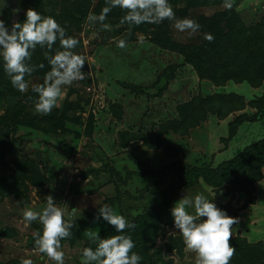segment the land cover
<instances>
[{"label":"rangeland","instance_id":"1","mask_svg":"<svg viewBox=\"0 0 264 264\" xmlns=\"http://www.w3.org/2000/svg\"><path fill=\"white\" fill-rule=\"evenodd\" d=\"M232 2L227 9L224 0H169L177 19L200 25L196 32H180L169 20L119 26L125 14L120 8L108 13L105 23L111 30H103L87 16L99 14L106 0H1L0 19L9 26L23 21L29 8L54 17L66 35L79 40L74 51L86 57L88 67L85 79L65 86L58 106L40 115L31 89L50 70L47 50L37 46L33 52L30 63L44 67L25 77L29 88L23 93L0 63V264H20L22 258L54 264L34 243L33 233L42 225H26L22 215L25 208L42 209L48 195L73 224L71 235L61 241L65 264H81L82 249L96 246L91 236L112 227L96 219L100 205L132 221L160 205L175 178L191 166L215 170L264 139L263 116L244 121L225 141L229 122L238 116L250 119L264 108V50L259 49L264 46V0ZM205 34L214 39L206 40ZM119 39L126 40L125 48L116 46ZM58 47L57 41L53 51ZM168 69L172 80L153 94L150 88ZM221 69L223 79L215 75ZM188 122L197 126L182 136ZM259 150L262 154L249 160L248 168L220 186L198 177L172 197L155 240L171 264H195L196 254L185 246L168 251L166 238L184 244L171 209L184 195L198 192L214 197L219 208L238 219L230 243L264 246V144ZM237 258L230 263L243 262Z\"/></svg>","mask_w":264,"mask_h":264},{"label":"clouds","instance_id":"2","mask_svg":"<svg viewBox=\"0 0 264 264\" xmlns=\"http://www.w3.org/2000/svg\"><path fill=\"white\" fill-rule=\"evenodd\" d=\"M224 5L231 9L233 2L224 0ZM113 8L125 10L119 26L159 24L169 20L180 32H196L200 29L199 23L191 18L177 19L169 0H106L101 12L89 13L87 21L110 31L111 26L105 21ZM204 38L208 41L214 39L211 34H205ZM57 41L59 47L53 51ZM79 43L77 38L66 35V29L54 17L43 16L32 8L26 10L23 21H15L10 26L0 19V63L12 86L19 92L23 93L29 88V81L25 77L30 76L37 67H44L43 63H30L33 52L37 46L47 50L44 57L50 70L44 74L43 83L32 85L31 89L37 94L34 111L40 115H49L58 106L65 86L85 79L83 68L88 61L85 56L74 51ZM116 46L125 48L126 40L119 39ZM98 212L96 219H103L114 226L116 234L107 238H101L98 233L92 235L96 247L82 249L81 264H140L141 256L132 251L135 242L125 233V229L135 228L134 223L117 214L108 204L100 205ZM22 215L26 225L32 222L42 225V230L33 233L38 251L46 254L54 264H65L61 241L71 235L73 224L65 219L63 209L57 206L54 198L48 195L42 209L36 211L25 208ZM171 215L185 247L196 254L195 264H230L235 248L229 240L238 219L219 208L214 197L209 199L204 192L194 196L184 195L174 203ZM201 217L205 219L201 221ZM20 264H34V261L22 258Z\"/></svg>","mask_w":264,"mask_h":264},{"label":"trees","instance_id":"3","mask_svg":"<svg viewBox=\"0 0 264 264\" xmlns=\"http://www.w3.org/2000/svg\"><path fill=\"white\" fill-rule=\"evenodd\" d=\"M261 48L264 50V46L260 47L259 49ZM224 71V69H221L219 71L217 70L215 72L216 77H219V79H223L226 76ZM172 78L173 75L170 69L164 70L158 75L156 81L154 82V85L152 86V88H150L154 92H152L150 89H145V91H150L153 94L158 95L161 91L166 89L168 82L172 80ZM255 80L256 78H253V85H258L255 83ZM263 116L264 108H259L257 112L252 117H250V119L245 116L236 117L234 120L228 123V134L225 138V141L228 142L235 136L237 128L244 121H258L261 120ZM186 125L187 130L185 131V133H182V136H185L192 128L194 129L195 126H197V123L188 122ZM160 127L162 128L161 124L159 125L158 129H160ZM127 136L130 137L129 134ZM262 144H264V139L246 146L242 151V157H235L232 160L224 161L215 170H211L209 168H194L193 166H191L192 168L188 172L184 174L180 173L181 175H178L175 178L173 184L163 194L164 196L162 195V202L160 203V205L152 210H149L146 213L136 216L131 221L134 223L135 228L132 230L125 229V233L129 234L135 242V248L132 251L137 252L141 256L140 264H171L170 260L165 259L164 256H162L161 248L155 246V240L158 235L157 226L159 225V220L166 212V207L168 208L170 206L171 199L178 190L191 183H194L198 177H203L204 181L212 186H220L225 181L234 177L235 174L237 175L241 171L248 168L249 160L256 158L258 154H262L259 150L260 145ZM228 215L230 216L229 213ZM232 217H235V215ZM115 234V227L112 226L108 228L100 237L107 238L108 236ZM166 239L170 241L167 244L168 251H172L173 249L178 250L179 248L180 250H183L185 244H183L181 240H179L180 238H172L171 236H169V238ZM174 241H179V243H174ZM92 244L95 243L92 241ZM230 244L235 248L233 257H235L236 259H238L237 257H241V259H243V262H238V264H250L253 261H257L258 264H264V246L260 244L252 245L246 242V240L243 241L242 244L240 243V245H237L236 239L234 240L233 244ZM236 259H233V261L237 262ZM13 263L14 261H10V263L3 264Z\"/></svg>","mask_w":264,"mask_h":264},{"label":"water","instance_id":"4","mask_svg":"<svg viewBox=\"0 0 264 264\" xmlns=\"http://www.w3.org/2000/svg\"><path fill=\"white\" fill-rule=\"evenodd\" d=\"M0 3H1V0H0ZM87 67H88V66L85 65L83 69H87ZM202 220H204V217L201 218V221H202Z\"/></svg>","mask_w":264,"mask_h":264}]
</instances>
